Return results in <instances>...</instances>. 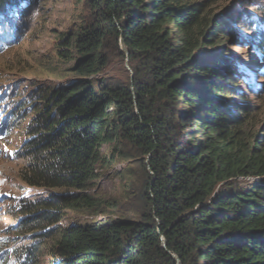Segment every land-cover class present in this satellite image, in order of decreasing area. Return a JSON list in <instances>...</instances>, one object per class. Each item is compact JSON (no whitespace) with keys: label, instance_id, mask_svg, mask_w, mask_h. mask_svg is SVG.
<instances>
[{"label":"trees","instance_id":"16d2710c","mask_svg":"<svg viewBox=\"0 0 264 264\" xmlns=\"http://www.w3.org/2000/svg\"><path fill=\"white\" fill-rule=\"evenodd\" d=\"M48 1L0 0V39ZM238 1L72 0L37 65L55 84L2 110L24 192L0 264H264V0ZM118 163L123 205L91 194ZM69 212L107 218L64 226Z\"/></svg>","mask_w":264,"mask_h":264},{"label":"rangeland","instance_id":"374dc122","mask_svg":"<svg viewBox=\"0 0 264 264\" xmlns=\"http://www.w3.org/2000/svg\"><path fill=\"white\" fill-rule=\"evenodd\" d=\"M238 0H218L219 6L214 10L220 14L223 9H237ZM237 2V3H236ZM42 19L38 26L23 25L13 33L7 34L0 39V123L2 110L12 92L19 94L22 98L32 95L34 87L41 85L55 84L52 77H45L38 68L39 60H46L52 63L51 49L56 34L69 28L74 22V17L79 13L72 0H49L42 12ZM35 25V24H34ZM228 43H224V45ZM232 48L231 45H229ZM213 51L212 49H208ZM248 49L242 46L233 47L231 52L237 56L234 60L244 69L251 64ZM241 61V62H240ZM59 66V65H58ZM57 66V67H58ZM60 69V68H59ZM256 85H261L262 101L259 107L264 104V77H254ZM264 109V108H263ZM18 136L2 135L0 132V228L2 236L7 234L8 229L4 228L8 223L5 211L13 205V201L23 194L24 188L16 178V168L11 163V152L19 144ZM126 169V164L118 163L110 169L99 171L97 185L91 190V194L100 200L125 204L131 200L130 190H124L125 181L121 179L120 172ZM136 171V169H134ZM130 179L126 181L129 182ZM107 218V215H92L87 213L69 212L64 226L72 223H90ZM4 228V230H3ZM51 258L41 255L40 264H50Z\"/></svg>","mask_w":264,"mask_h":264},{"label":"water","instance_id":"95a60500","mask_svg":"<svg viewBox=\"0 0 264 264\" xmlns=\"http://www.w3.org/2000/svg\"><path fill=\"white\" fill-rule=\"evenodd\" d=\"M120 47H121V50L127 55V52L122 44V42L120 41ZM162 247L164 248V243H162Z\"/></svg>","mask_w":264,"mask_h":264}]
</instances>
